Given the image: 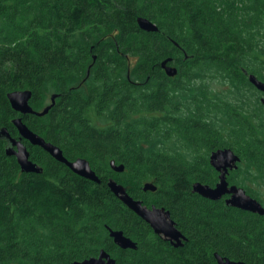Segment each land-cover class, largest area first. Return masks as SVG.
I'll return each mask as SVG.
<instances>
[{
	"label": "trees",
	"instance_id": "1",
	"mask_svg": "<svg viewBox=\"0 0 264 264\" xmlns=\"http://www.w3.org/2000/svg\"><path fill=\"white\" fill-rule=\"evenodd\" d=\"M140 16L159 29H142ZM169 57L175 76L161 66ZM251 73L264 81V0H0V127L18 137L22 116L101 179L28 140L43 172H24L0 140V264H70L101 249L117 264H218L215 252L264 264V214L193 191L216 184L210 154L229 147L241 158L229 182L264 205V94ZM19 89L37 110L58 97L44 116L21 114L8 98ZM110 177L167 207L184 245L164 242ZM108 227L137 248H121Z\"/></svg>",
	"mask_w": 264,
	"mask_h": 264
},
{
	"label": "water",
	"instance_id": "2",
	"mask_svg": "<svg viewBox=\"0 0 264 264\" xmlns=\"http://www.w3.org/2000/svg\"><path fill=\"white\" fill-rule=\"evenodd\" d=\"M138 24L146 31H157L159 29L156 23L142 16L138 17ZM94 59H96V56H94ZM170 61H172L171 57L166 58L162 61L161 66L169 76H175L178 73V68L170 64ZM249 80L264 94V81L259 79L253 73L249 74ZM32 95L33 92L30 89H19L9 92L8 98L12 108L17 112L21 114L44 116L49 112L52 106L55 105L56 98L58 97L57 93L53 94L51 96V103L46 105L43 109L37 110L30 103ZM261 101L264 104V95L262 96ZM12 122L18 129L20 137H14L7 127L2 126L0 127V140L4 139L8 141L5 151L7 155H13L17 158L22 171L43 172V167L30 158V150L23 141V139H26L31 144L42 147L49 152L51 156L66 164L75 173L90 180L101 182V179L93 169L88 158L79 156L74 160L68 159L60 146L46 140L40 134L30 129L24 122L22 116L14 117ZM240 159V156L229 147L219 148L212 151L210 154V163L219 172V180L214 186L200 181L195 182L193 184V191L212 200H218L223 198V196L230 194V197L226 198V204L251 212L264 214V205L257 198L251 196L244 187L237 184H230L228 180V174L231 170L238 167ZM110 164L117 172H123L125 170V165L117 164L115 160H112ZM108 185L110 189L125 203V205L148 222L157 234L164 235L166 239L173 240L175 246L184 245L182 239L187 240V237L184 236L175 226L174 221L168 218L169 215H171L169 210L165 207H157L156 205L151 207L145 205L142 199H137L130 195L127 188L113 177L108 179ZM142 188L144 191H155L157 190V185L152 181H146ZM108 229L114 242L121 248H137V243L131 237L127 236L123 230H115L111 227H108ZM214 256L218 264H246L242 260L222 256L218 252H215ZM70 264H117V261L108 251L101 249L97 256L75 260Z\"/></svg>",
	"mask_w": 264,
	"mask_h": 264
},
{
	"label": "flooded vegetation",
	"instance_id": "3",
	"mask_svg": "<svg viewBox=\"0 0 264 264\" xmlns=\"http://www.w3.org/2000/svg\"><path fill=\"white\" fill-rule=\"evenodd\" d=\"M14 136V135H13ZM14 137H16V136H14ZM20 137V134H19V136L18 137H16V138H19ZM24 140H26V139H23V141ZM3 141H4V143H5V146L7 145V143H8V141L7 140H4L3 139ZM25 143V142H24ZM33 145V144H32ZM28 147V146H27ZM29 149V148H28ZM71 160H74V159H71ZM218 176H219V172H218ZM218 180H219V178H218ZM217 183V182H216ZM230 184H233V183H230ZM228 197H230V194H227V195H225V196H223V198H221L222 200H224L225 201V203H226V198H228ZM144 202V201H143ZM145 204V203H144ZM145 205H147V206H149V207H151V206H153V205H156L157 207H165L164 205H158V204H156V203H152L151 205H148V204H145ZM167 210H169L167 207H165ZM170 211V210H169ZM170 213H171V211H170ZM168 218H170V219H172L173 221H174V223H175V226L182 232V234L184 235V236H186L185 235V232H184V230L181 228V226L179 225V221H178V219L176 218V216L175 215H172V213H171V215H169V217ZM112 229H115V228H112ZM115 230H121V229H115ZM164 242H166V243H168L169 245H172V246H174V247H178V246H175L174 244H173V240H170V239H166L165 237H164V235H160V234H157ZM113 238V237H112ZM114 240V239H113ZM184 242L185 241H187V240H185V239H182Z\"/></svg>",
	"mask_w": 264,
	"mask_h": 264
},
{
	"label": "rangeland",
	"instance_id": "4",
	"mask_svg": "<svg viewBox=\"0 0 264 264\" xmlns=\"http://www.w3.org/2000/svg\"><path fill=\"white\" fill-rule=\"evenodd\" d=\"M215 86H217V85H215ZM50 101H51V96L48 95L47 102H50ZM41 108H42V107H41Z\"/></svg>",
	"mask_w": 264,
	"mask_h": 264
}]
</instances>
